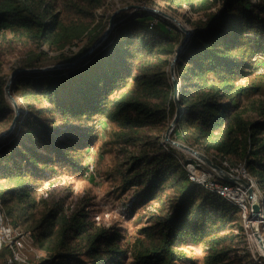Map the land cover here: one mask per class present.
Here are the masks:
<instances>
[{
  "label": "trees",
  "instance_id": "obj_1",
  "mask_svg": "<svg viewBox=\"0 0 264 264\" xmlns=\"http://www.w3.org/2000/svg\"><path fill=\"white\" fill-rule=\"evenodd\" d=\"M223 1L220 11H211L206 21L194 23L176 63L182 82V113L173 136L179 134L187 145L214 153V160L223 167V160L233 154L237 159L229 164L244 165L264 191V100L249 98L262 86L239 82L254 67L252 57L264 59V0ZM42 2L0 0V30L17 26L13 29H23L35 41L62 47L75 44L85 34L84 28L66 24L60 13L50 9L40 13ZM168 2L199 11L212 6L209 0ZM114 21L111 34L77 65L16 71L12 87L22 93L27 109L22 110L14 131L0 141V199L7 204L9 200L27 201L26 210H34V215L38 177L53 171L56 161L76 171L82 169L73 155L85 140L93 138L95 126H86L84 120L95 114L105 112L110 120L132 131L173 119L176 101L166 67L168 57L182 44L184 32L144 6L119 11ZM107 27L100 23L89 33L86 49L65 54L66 62H75L89 51ZM4 89L0 81V124L7 123L6 130L14 117H5L11 106ZM182 153L176 146L166 149L159 143L135 158L137 165H143L135 176L136 185L143 186L146 198L157 200L158 189L170 194L161 208L158 236L140 247L135 259L138 264H177L186 256L178 250L180 239L190 234L210 236L208 264H228L227 254L218 247L226 226L218 222L239 207L194 181L181 163ZM87 217L86 212L69 217L62 209L49 210L31 225L32 245L39 241L40 248L54 256L55 264L81 262L84 254L94 258L92 264H120L125 251L117 245L118 237L108 231L95 232ZM0 249L13 257L10 247Z\"/></svg>",
  "mask_w": 264,
  "mask_h": 264
},
{
  "label": "rangeland",
  "instance_id": "obj_2",
  "mask_svg": "<svg viewBox=\"0 0 264 264\" xmlns=\"http://www.w3.org/2000/svg\"><path fill=\"white\" fill-rule=\"evenodd\" d=\"M209 1L212 6L208 10L199 11L186 4L182 7L170 5L168 0H43L38 7L40 13L44 9H50L51 13H60L61 19L66 24L84 28V32H86L84 35H80L75 44L62 47L48 42L35 41L23 29H13L17 26L0 30V81L4 82L5 97L11 106L5 117L12 116L13 118L15 116L14 104L6 94L7 84L10 85L11 94L19 103L21 112L24 108L27 109V104H24L25 99L20 97L22 93L12 87L17 70L23 69V67L30 69L29 65L35 66V68L31 67L32 69H51L52 66L66 62L65 54L75 55L85 50L91 32H95L100 23H106L108 26L110 19L114 16L115 20L119 11L135 6H145L151 10L160 9L168 15L176 17L192 31L196 21H206V14L211 11H220L224 6L223 0ZM251 1L258 3L261 0ZM173 23L176 24L174 21ZM176 25L178 26V24ZM175 53L168 57L170 65L166 67L170 81V66ZM252 60L255 62L254 67L249 74L241 77L239 82L248 86L252 84L262 86L259 93H255L249 98L264 100V59L256 55L252 57ZM175 72L179 78L177 67ZM245 100L247 104L248 100ZM250 115L259 117L257 114ZM173 120L174 117L173 119L168 118L163 123L149 125L137 131L124 128L119 121L110 120L105 112L95 114L89 121L85 122L84 120L86 126H95V129L93 138L85 140L73 155L77 162L81 163L82 169L79 168L76 171L68 163L56 161L53 163V171H45L46 174L38 177L39 186L33 196L36 201L35 214H31L34 210L31 212L29 209L26 210L29 207L27 201L9 200L7 204L2 199L4 216L10 224L19 227L24 232L28 231L31 235L33 229L31 225L36 220H41L43 215L51 209H62L64 214L69 217L86 212L89 216L87 217L88 225L90 228L94 225L95 232L108 231L113 234V237H118L116 243L120 250L125 251L120 264H138L135 253L140 247L149 244L153 238L158 236L160 215L163 214L161 208L164 203L168 202L166 198L170 194L168 191L162 192L158 189L157 200L146 198L145 191H142L143 186L136 185L135 176L142 170L143 165H137L135 158L145 150L152 149L155 144L160 143L168 149V145L172 144L166 141L165 134ZM6 124H0V134L7 130L4 129ZM176 136L179 139L173 136V133L171 135L173 139L182 141L179 134ZM178 149L183 152L181 163L184 164L185 169L188 164L195 163L197 160L203 165L205 164L187 151L179 147ZM200 151L212 159L216 156L214 153L208 154L203 150ZM194 159L197 160L187 163ZM235 159L237 158L232 154V156H228V160L223 161L224 164H229ZM203 167L199 173L201 176L206 174L208 177H215L221 181L222 177L212 168L206 164ZM256 191L258 192L257 197L260 195V202L264 206V191L260 190L258 185ZM246 192V209L239 208V210L232 211L218 222L219 226H226L218 238L221 241L218 247L221 252L227 254L226 262L228 264H264V256L261 248L258 247L255 230L251 228L253 221L251 219L252 200L249 199V192ZM225 202L231 204L228 200ZM259 229L264 235V223L260 222ZM180 240L178 250L186 253V256L182 260H178L177 264H208L210 236L200 238L186 234ZM39 243L37 241L22 251L27 262L44 264L49 260L47 264H55L54 256L51 257L49 253H45ZM10 255L9 251L0 249V264H6L5 259H8ZM83 257L81 262L74 260L72 264L93 263L92 256L84 254ZM108 264H114V262L109 261Z\"/></svg>",
  "mask_w": 264,
  "mask_h": 264
},
{
  "label": "water",
  "instance_id": "obj_3",
  "mask_svg": "<svg viewBox=\"0 0 264 264\" xmlns=\"http://www.w3.org/2000/svg\"><path fill=\"white\" fill-rule=\"evenodd\" d=\"M153 10L155 12H158L159 14L169 18L170 20H173L176 24H178L180 29L185 33V38H184L182 44L180 45V47L178 48V51L175 53V55L171 61L172 62L171 66H170L171 81H172L173 88H174V99L176 101V112H175L174 120L171 123L170 127L168 128V130L165 134L166 141L169 142L170 144H172L173 146H177L180 149H183V150L187 151L188 153H190L191 155L197 157L199 160L203 161L207 166L212 168L220 177H222L224 180L228 181L229 183H232V184L238 183L247 189V191L249 192V199L252 200L251 219H253V221L251 222V228L255 230L256 240H257V242L259 244V248H261L263 256H264V235L262 234L261 229H259L260 222L263 219L262 210H261L262 203L259 202V200H258V197H257L258 192L256 191V188L251 186V184L246 179L242 178L239 174L230 173L227 169H225L223 166L219 165L217 162L214 161V159L210 158L208 155L201 152L199 149H196L195 147L193 148V147L187 145L186 143H184L180 140H177V139H173L171 137V135L175 129V125H176L177 121L179 120V117L182 113V107H181L180 99H179L181 81H179V78L177 77L176 72H175L176 71V63L180 59L181 51L183 50L184 46L187 44L186 42L188 41V39L191 37L192 31H190L176 17L170 16L160 9L154 8V9H152V11ZM108 26H109L108 29L98 39V41L93 44L92 48L86 54L80 56L77 61H75V62H64V63L58 64L56 66H52L50 68L51 69H61V68H69V67H73V66L77 65L80 61H82L84 58H86V56L92 54L100 46V44L111 34V32L114 28V16L110 19ZM47 69H49V68H42V69L30 68L27 70H29V71H42V70H47ZM6 94L10 98V100L12 101V104H14L15 116L12 120L13 123L10 126V128H8L4 133L0 134V141L3 139H6V137L9 136L14 131V129L17 125V120L21 114V108L19 106V103H17V101L15 100V98L11 94V87L9 84H7V86H6ZM254 221H256L257 224H254Z\"/></svg>",
  "mask_w": 264,
  "mask_h": 264
},
{
  "label": "built area",
  "instance_id": "obj_4",
  "mask_svg": "<svg viewBox=\"0 0 264 264\" xmlns=\"http://www.w3.org/2000/svg\"><path fill=\"white\" fill-rule=\"evenodd\" d=\"M198 161V160H197ZM195 163H190L187 166V171L191 174L194 181L204 184L212 192H217L225 199H227L231 204L238 205L241 209H246L245 200L247 196V189L241 184H224L223 182L215 179V177H208L206 174L201 176L199 174L203 170V163L198 161ZM225 169L230 173L239 174L242 178L246 179L251 186L257 189V183L254 178L246 171L244 165L231 166L225 163ZM198 173V174H197ZM260 195L258 200L260 202ZM250 204V203H249ZM252 205V203H251ZM262 217L264 219V206L261 207ZM261 220L264 223V220ZM32 245V235L30 233L22 231L19 227H15L10 224L6 216H4L3 205L0 199V247L7 246L12 249L13 257H10L6 264H14L15 261L20 264H31L25 259L23 250L27 249V246Z\"/></svg>",
  "mask_w": 264,
  "mask_h": 264
},
{
  "label": "bare ground",
  "instance_id": "obj_5",
  "mask_svg": "<svg viewBox=\"0 0 264 264\" xmlns=\"http://www.w3.org/2000/svg\"><path fill=\"white\" fill-rule=\"evenodd\" d=\"M254 224H257V222L256 221H254ZM256 241V240H255ZM259 247V246H258Z\"/></svg>",
  "mask_w": 264,
  "mask_h": 264
}]
</instances>
